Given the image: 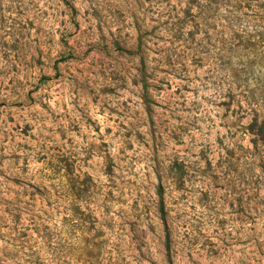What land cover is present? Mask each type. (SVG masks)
<instances>
[{"label":"rangeland","instance_id":"rangeland-1","mask_svg":"<svg viewBox=\"0 0 264 264\" xmlns=\"http://www.w3.org/2000/svg\"><path fill=\"white\" fill-rule=\"evenodd\" d=\"M0 0V264H264V0Z\"/></svg>","mask_w":264,"mask_h":264},{"label":"trees","instance_id":"trees-1","mask_svg":"<svg viewBox=\"0 0 264 264\" xmlns=\"http://www.w3.org/2000/svg\"><path fill=\"white\" fill-rule=\"evenodd\" d=\"M213 3L217 4V1L216 0H211Z\"/></svg>","mask_w":264,"mask_h":264}]
</instances>
